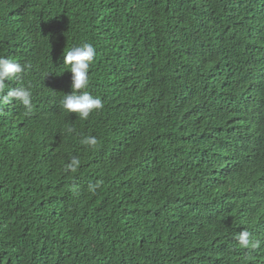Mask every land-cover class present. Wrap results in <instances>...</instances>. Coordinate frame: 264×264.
<instances>
[{
	"label": "trees",
	"instance_id": "trees-1",
	"mask_svg": "<svg viewBox=\"0 0 264 264\" xmlns=\"http://www.w3.org/2000/svg\"><path fill=\"white\" fill-rule=\"evenodd\" d=\"M0 57V264H264V0H0Z\"/></svg>",
	"mask_w": 264,
	"mask_h": 264
},
{
	"label": "clouds",
	"instance_id": "clouds-1",
	"mask_svg": "<svg viewBox=\"0 0 264 264\" xmlns=\"http://www.w3.org/2000/svg\"><path fill=\"white\" fill-rule=\"evenodd\" d=\"M40 38V35L38 36ZM44 59L48 60L44 50L40 54ZM96 56V50L91 43L84 42L77 46L70 47L63 52V64L70 68L71 72V92L65 94L61 105L68 113H76L83 120H86L94 110L103 109L104 105L101 99L94 97L88 91H81L89 86V69L93 64ZM25 66L14 62L10 59L0 57V97L2 103H8L11 99L20 102L29 112L31 111V92L19 87L10 89L7 95H3L6 87V81H20L23 78ZM95 137L86 136L81 139V144L95 148L97 145ZM80 165L78 158H73L67 165L66 170L75 173ZM95 189L93 188V191ZM237 240L243 247H249L250 234L247 231L241 232L237 236ZM252 246H255L254 244Z\"/></svg>",
	"mask_w": 264,
	"mask_h": 264
}]
</instances>
